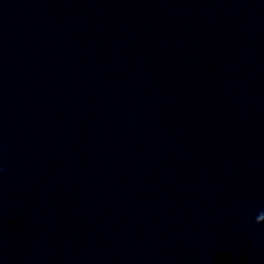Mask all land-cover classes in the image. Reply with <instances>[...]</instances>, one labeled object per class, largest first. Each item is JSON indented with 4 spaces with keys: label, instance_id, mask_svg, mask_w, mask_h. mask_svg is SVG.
Masks as SVG:
<instances>
[{
    "label": "clouds",
    "instance_id": "clouds-1",
    "mask_svg": "<svg viewBox=\"0 0 264 264\" xmlns=\"http://www.w3.org/2000/svg\"><path fill=\"white\" fill-rule=\"evenodd\" d=\"M264 218V210L257 212V214L254 217V223L259 225L261 224L260 220Z\"/></svg>",
    "mask_w": 264,
    "mask_h": 264
}]
</instances>
